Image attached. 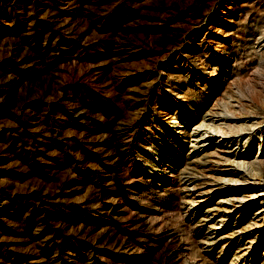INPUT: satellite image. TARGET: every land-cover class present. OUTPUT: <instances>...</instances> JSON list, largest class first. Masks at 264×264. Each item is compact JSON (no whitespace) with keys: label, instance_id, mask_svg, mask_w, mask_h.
<instances>
[{"label":"rangeland","instance_id":"rangeland-1","mask_svg":"<svg viewBox=\"0 0 264 264\" xmlns=\"http://www.w3.org/2000/svg\"><path fill=\"white\" fill-rule=\"evenodd\" d=\"M259 216L264 0H0V264H264Z\"/></svg>","mask_w":264,"mask_h":264},{"label":"bare ground","instance_id":"bare-ground-1","mask_svg":"<svg viewBox=\"0 0 264 264\" xmlns=\"http://www.w3.org/2000/svg\"><path fill=\"white\" fill-rule=\"evenodd\" d=\"M223 116V115H222ZM226 117V116H225ZM216 119H214L213 121H215ZM227 120V119H226ZM212 121V122H213ZM214 123V122H213ZM216 123V122H215ZM214 123V124H215ZM211 125H212V123H211ZM224 124H222V126H223ZM216 126V125H215ZM220 126V125H219ZM225 126V125H224ZM210 129V128H209ZM215 133V132H214ZM190 136H193L192 138H193V140L195 141V142H201L200 144V147L201 148H204L205 149V147L207 146L206 144H207V142H210V143H212L213 141H214V139H217L216 137H219V136H221L220 134L219 135H216V133L215 134H213V133H208V131H201L200 130V124H196V125H194L193 126V128H192V130H191V132H190ZM225 137V136H224ZM220 138V137H219ZM221 141V139H218V141L217 142H220ZM237 154V153H236ZM238 156V155H237ZM236 157V156H235ZM240 161V160H239ZM253 197H257V195H255V194H251ZM251 197V196H250ZM260 210V209H259ZM256 212V211H255ZM260 213V212H259ZM258 214V213H257ZM257 216V215H256ZM260 218H258V220H260L261 221V223H263L264 222V216H259ZM255 223V222H254ZM256 224V223H255ZM257 224H258V222H257Z\"/></svg>","mask_w":264,"mask_h":264}]
</instances>
